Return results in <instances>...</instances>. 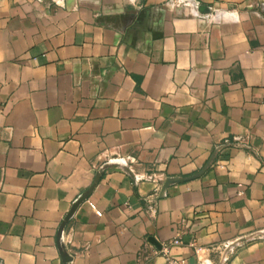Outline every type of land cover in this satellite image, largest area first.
I'll list each match as a JSON object with an SVG mask.
<instances>
[{"label": "crops", "instance_id": "0c3cea01", "mask_svg": "<svg viewBox=\"0 0 264 264\" xmlns=\"http://www.w3.org/2000/svg\"><path fill=\"white\" fill-rule=\"evenodd\" d=\"M176 229L264 264V0H0V264H165Z\"/></svg>", "mask_w": 264, "mask_h": 264}, {"label": "water", "instance_id": "95a60500", "mask_svg": "<svg viewBox=\"0 0 264 264\" xmlns=\"http://www.w3.org/2000/svg\"><path fill=\"white\" fill-rule=\"evenodd\" d=\"M210 162H208L199 172L194 173L192 175H188V176H184V177H168L167 180L165 181L164 184V188H163V192H165L166 188L168 186H170L173 183H178V182H184L187 180H191L194 178H197L199 176H201L207 169V167L209 166ZM98 183V178L95 180V182L73 203L70 211L67 213V215L65 216L60 229H59V237L61 236V233L64 229V227L66 226V224L69 222V220L71 219V217L74 215V213L76 212L77 208L79 207V205L86 200L90 194L93 192V190L95 189L96 185Z\"/></svg>", "mask_w": 264, "mask_h": 264}, {"label": "built area", "instance_id": "2783aa9c", "mask_svg": "<svg viewBox=\"0 0 264 264\" xmlns=\"http://www.w3.org/2000/svg\"><path fill=\"white\" fill-rule=\"evenodd\" d=\"M177 3H193L194 0H175ZM101 215V211H97ZM183 231L181 229H176L173 239L165 245L163 248V254L165 256V264H190L186 258L179 257L171 254L170 247L172 245H179L184 243Z\"/></svg>", "mask_w": 264, "mask_h": 264}]
</instances>
